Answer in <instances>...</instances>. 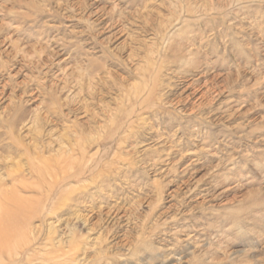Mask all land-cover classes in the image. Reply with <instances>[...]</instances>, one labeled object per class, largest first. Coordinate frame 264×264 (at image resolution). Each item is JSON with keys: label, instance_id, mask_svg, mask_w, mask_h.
I'll return each mask as SVG.
<instances>
[{"label": "rangeland", "instance_id": "1", "mask_svg": "<svg viewBox=\"0 0 264 264\" xmlns=\"http://www.w3.org/2000/svg\"><path fill=\"white\" fill-rule=\"evenodd\" d=\"M0 216V264H264V0H0Z\"/></svg>", "mask_w": 264, "mask_h": 264}, {"label": "bare ground", "instance_id": "2", "mask_svg": "<svg viewBox=\"0 0 264 264\" xmlns=\"http://www.w3.org/2000/svg\"><path fill=\"white\" fill-rule=\"evenodd\" d=\"M3 194L5 195V192H3ZM3 194H2V195H3ZM0 217H1V216H0ZM0 219H1V218H0Z\"/></svg>", "mask_w": 264, "mask_h": 264}]
</instances>
